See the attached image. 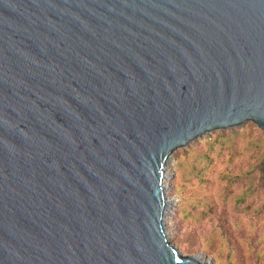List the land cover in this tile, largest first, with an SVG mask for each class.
Listing matches in <instances>:
<instances>
[{
    "label": "water",
    "instance_id": "water-1",
    "mask_svg": "<svg viewBox=\"0 0 264 264\" xmlns=\"http://www.w3.org/2000/svg\"><path fill=\"white\" fill-rule=\"evenodd\" d=\"M264 131V0H0V264H205L165 234L172 153Z\"/></svg>",
    "mask_w": 264,
    "mask_h": 264
},
{
    "label": "rangeland",
    "instance_id": "rangeland-1",
    "mask_svg": "<svg viewBox=\"0 0 264 264\" xmlns=\"http://www.w3.org/2000/svg\"><path fill=\"white\" fill-rule=\"evenodd\" d=\"M169 244L205 264H264V131L251 122L175 150L166 167Z\"/></svg>",
    "mask_w": 264,
    "mask_h": 264
},
{
    "label": "bare ground",
    "instance_id": "bare-ground-1",
    "mask_svg": "<svg viewBox=\"0 0 264 264\" xmlns=\"http://www.w3.org/2000/svg\"><path fill=\"white\" fill-rule=\"evenodd\" d=\"M167 179H168V173H166L165 172V185H166V183H167ZM171 209V207L168 205V207H167V214L169 213V210ZM166 214V215H167ZM196 259L198 260V261H200V262H202L198 257H196Z\"/></svg>",
    "mask_w": 264,
    "mask_h": 264
}]
</instances>
